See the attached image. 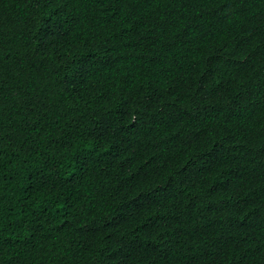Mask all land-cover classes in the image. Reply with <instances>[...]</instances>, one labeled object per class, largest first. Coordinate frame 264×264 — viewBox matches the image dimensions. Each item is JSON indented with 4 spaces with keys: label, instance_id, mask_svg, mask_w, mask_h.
Here are the masks:
<instances>
[{
    "label": "trees",
    "instance_id": "obj_1",
    "mask_svg": "<svg viewBox=\"0 0 264 264\" xmlns=\"http://www.w3.org/2000/svg\"><path fill=\"white\" fill-rule=\"evenodd\" d=\"M0 264H264V0H0Z\"/></svg>",
    "mask_w": 264,
    "mask_h": 264
}]
</instances>
